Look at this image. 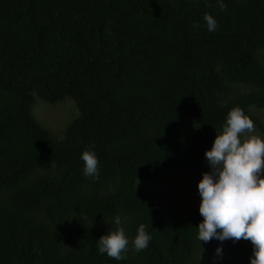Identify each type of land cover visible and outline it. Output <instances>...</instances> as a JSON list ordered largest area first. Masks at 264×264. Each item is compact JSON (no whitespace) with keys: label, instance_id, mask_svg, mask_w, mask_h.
<instances>
[{"label":"trees","instance_id":"obj_1","mask_svg":"<svg viewBox=\"0 0 264 264\" xmlns=\"http://www.w3.org/2000/svg\"><path fill=\"white\" fill-rule=\"evenodd\" d=\"M38 100L74 113L53 131ZM235 106L264 130V0H0V264H250V241L200 242L199 209L160 211L134 186L202 175ZM116 216L152 237L119 261L98 252Z\"/></svg>","mask_w":264,"mask_h":264},{"label":"clouds","instance_id":"obj_2","mask_svg":"<svg viewBox=\"0 0 264 264\" xmlns=\"http://www.w3.org/2000/svg\"><path fill=\"white\" fill-rule=\"evenodd\" d=\"M221 11L226 4H219ZM209 32L216 31V19L205 13ZM198 26V25H197ZM254 121L244 110L235 106L226 116L222 130L216 131L211 149L205 151L212 172H205L198 182L201 197L199 212L203 220L197 226L198 240L208 243L232 239L250 241L253 253L250 264H264V138L252 135ZM83 174L99 179V159L85 149L81 154ZM115 230L98 239V252L114 260L126 258L129 245L136 252L148 247L151 235L140 224L134 238L129 240L120 216H116ZM220 253V248H217Z\"/></svg>","mask_w":264,"mask_h":264},{"label":"rangeland","instance_id":"obj_3","mask_svg":"<svg viewBox=\"0 0 264 264\" xmlns=\"http://www.w3.org/2000/svg\"><path fill=\"white\" fill-rule=\"evenodd\" d=\"M32 111L44 126L58 132L74 113V107L69 100L53 104L38 100L32 106ZM253 112L260 117L264 125V111L253 109ZM252 135L264 138V130L255 126ZM203 164L204 173L212 172V167L208 164L206 157ZM203 174L195 175L184 170H162L154 176L136 178L134 186L150 190L153 204L160 211L171 210L183 217L188 211L199 209L201 197L198 182Z\"/></svg>","mask_w":264,"mask_h":264}]
</instances>
